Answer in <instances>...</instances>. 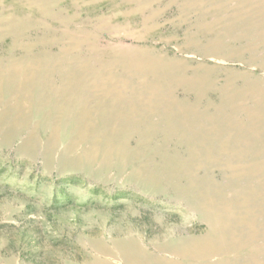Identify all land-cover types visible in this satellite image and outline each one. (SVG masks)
Masks as SVG:
<instances>
[{"label": "rangeland", "instance_id": "374dc122", "mask_svg": "<svg viewBox=\"0 0 264 264\" xmlns=\"http://www.w3.org/2000/svg\"><path fill=\"white\" fill-rule=\"evenodd\" d=\"M0 264H264V0H0Z\"/></svg>", "mask_w": 264, "mask_h": 264}]
</instances>
